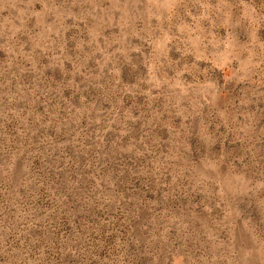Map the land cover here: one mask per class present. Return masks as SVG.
Wrapping results in <instances>:
<instances>
[{
    "label": "rangeland",
    "instance_id": "obj_1",
    "mask_svg": "<svg viewBox=\"0 0 264 264\" xmlns=\"http://www.w3.org/2000/svg\"><path fill=\"white\" fill-rule=\"evenodd\" d=\"M0 264H264V0H0Z\"/></svg>",
    "mask_w": 264,
    "mask_h": 264
}]
</instances>
